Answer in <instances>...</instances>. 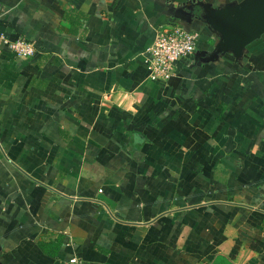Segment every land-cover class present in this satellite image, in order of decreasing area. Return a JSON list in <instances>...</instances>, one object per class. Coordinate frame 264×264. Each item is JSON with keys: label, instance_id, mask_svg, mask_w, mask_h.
Masks as SVG:
<instances>
[{"label": "crops", "instance_id": "crops-1", "mask_svg": "<svg viewBox=\"0 0 264 264\" xmlns=\"http://www.w3.org/2000/svg\"><path fill=\"white\" fill-rule=\"evenodd\" d=\"M238 1L0 0L38 48L0 46V264H264V34L200 16ZM161 25L197 33L166 83Z\"/></svg>", "mask_w": 264, "mask_h": 264}, {"label": "built area", "instance_id": "built-area-1", "mask_svg": "<svg viewBox=\"0 0 264 264\" xmlns=\"http://www.w3.org/2000/svg\"><path fill=\"white\" fill-rule=\"evenodd\" d=\"M197 33L181 25H161L152 44L145 51L148 77L166 83L176 73L177 63L196 49ZM0 46L16 57L30 58L37 52L35 43L24 37L10 38L0 32ZM72 262L76 258L71 259Z\"/></svg>", "mask_w": 264, "mask_h": 264}, {"label": "water", "instance_id": "water-1", "mask_svg": "<svg viewBox=\"0 0 264 264\" xmlns=\"http://www.w3.org/2000/svg\"><path fill=\"white\" fill-rule=\"evenodd\" d=\"M200 16L218 35L216 48L239 56L264 34V0H239L220 6L204 4Z\"/></svg>", "mask_w": 264, "mask_h": 264}, {"label": "rangeland", "instance_id": "rangeland-1", "mask_svg": "<svg viewBox=\"0 0 264 264\" xmlns=\"http://www.w3.org/2000/svg\"><path fill=\"white\" fill-rule=\"evenodd\" d=\"M222 264H224V263H222Z\"/></svg>", "mask_w": 264, "mask_h": 264}]
</instances>
